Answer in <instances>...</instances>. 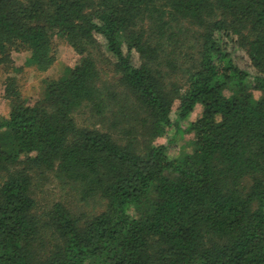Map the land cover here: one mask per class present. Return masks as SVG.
<instances>
[{"label": "trees", "instance_id": "1", "mask_svg": "<svg viewBox=\"0 0 264 264\" xmlns=\"http://www.w3.org/2000/svg\"><path fill=\"white\" fill-rule=\"evenodd\" d=\"M56 39L2 81L0 264H264V0H0L4 72Z\"/></svg>", "mask_w": 264, "mask_h": 264}, {"label": "rangeland", "instance_id": "2", "mask_svg": "<svg viewBox=\"0 0 264 264\" xmlns=\"http://www.w3.org/2000/svg\"><path fill=\"white\" fill-rule=\"evenodd\" d=\"M55 61L49 69L46 71H38L34 67L26 65V53L25 52H13L12 69L4 72L3 68H0V118L4 117L9 109L8 101L4 98V86L2 81L4 80L7 74L13 76L16 79L18 88L20 89L22 95L29 101H35L39 98L40 92L42 90V82L46 78H57L59 77L66 66H73L76 61V55L68 44L64 41L56 39L55 40ZM172 117L175 118V114L172 113ZM79 122H82V119L79 118ZM172 133L168 131L165 136L159 138L160 142H164L169 146V153L172 155H177L181 150H186L181 141L171 140ZM40 191L38 192V197L43 199H50L51 197H56L58 200L66 199L64 197V189L56 181H47L41 184ZM70 191L69 188H67ZM42 199V200H43ZM87 209H91L92 206H84ZM84 207L82 209H84Z\"/></svg>", "mask_w": 264, "mask_h": 264}]
</instances>
